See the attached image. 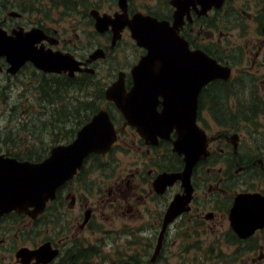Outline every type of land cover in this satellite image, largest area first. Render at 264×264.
I'll use <instances>...</instances> for the list:
<instances>
[{"label": "flooded vegetation", "instance_id": "obj_1", "mask_svg": "<svg viewBox=\"0 0 264 264\" xmlns=\"http://www.w3.org/2000/svg\"><path fill=\"white\" fill-rule=\"evenodd\" d=\"M182 2L179 36L192 51L204 52L225 68L224 72L228 70L231 74L228 80L218 78L211 81L199 94L197 125L207 136L208 154L192 169L188 183L191 193L187 194L182 179L172 185L160 186L165 181L164 174L186 172L185 156L174 151V142L179 138L176 130L170 134L162 132L154 137L151 133L145 137L137 127L126 126V120L118 110L115 112L118 117L108 111L118 130V139L110 152L89 155L73 179L59 188L56 200L50 202L45 213L37 219L15 211L0 216V264H22L17 258L19 250L36 249L45 242H51L53 249H59L60 255L63 254L68 242L64 240L60 246L53 239L32 246L18 245L14 255L12 251L6 253L12 234L21 240L26 239L45 216L54 215L53 206L63 197L72 211L82 207V211L91 212L87 224L76 217L74 230L77 231L78 226V232H97L93 226L94 209L104 213L105 209L111 208L122 219L142 217V203L150 200L154 206L153 210L150 208V214L151 211L158 214L155 213L154 221L144 222L139 229L147 231L145 227H149L159 233L172 202L179 198L183 210L169 223L165 240L173 230L199 234L217 226L219 221L228 222L223 238L231 232L236 235L230 215L238 205L240 212L246 210L247 225H257L254 232L242 240L248 241V252H257V261H264V0H222L220 5L216 0H209L204 6L195 0ZM139 3V0H127L125 11L120 0H0V38L35 32L39 39L38 49L72 55L82 63L83 69L71 77L69 72L46 73L28 62L13 73L7 56H0V170L9 163L7 160L39 164L49 158L52 150L61 144L45 147L29 145L28 142L39 138L34 134L39 129L36 121L44 113L49 115L50 107L58 101L59 90L69 89L71 80L77 77L97 76L103 62L114 56L119 48L124 51L136 46L142 54L136 56L134 62L123 61V55H117L113 60L120 62L121 67L114 72L115 79L106 87L104 95L120 78L125 91L131 92L134 87L132 70L147 51L137 46L128 25L121 30L120 27L137 14L168 21L173 26L178 12L173 0H166L163 7L149 4V10ZM209 5L212 7L204 13ZM108 17L111 19L108 28L101 26V20ZM116 35L120 37L115 42ZM96 52H101L104 57L93 60ZM19 85L23 86L20 90ZM77 88L82 91L79 83ZM23 95L26 100L21 103ZM106 102L115 107L113 102ZM23 108H28L29 112H24ZM163 109V103H159L157 111ZM10 118V124H1ZM15 119L19 122L12 123ZM115 151L125 157L126 151H135L136 159L127 164L120 161L116 171L112 166L99 173L105 178L113 177L114 181L108 189L100 186L99 195H95L90 184L91 172L99 169L101 159H112ZM70 183L71 193L68 192ZM80 190L84 192L79 194ZM91 195L97 197L96 203L94 198L91 200ZM241 195H246V199L237 204ZM255 261L253 258L251 264Z\"/></svg>", "mask_w": 264, "mask_h": 264}, {"label": "water", "instance_id": "obj_2", "mask_svg": "<svg viewBox=\"0 0 264 264\" xmlns=\"http://www.w3.org/2000/svg\"><path fill=\"white\" fill-rule=\"evenodd\" d=\"M126 1L120 0V6L125 11ZM195 1L201 5L209 3V0ZM216 1L219 2L217 5L222 4V0ZM173 5L178 11L173 26L168 21L137 14L120 27L121 30L128 25L137 46L147 53L132 70L134 87L131 92L125 91L124 82L120 78L106 90L105 96L123 114L125 125L137 127L142 136L148 137L147 134L154 133L155 137L162 132L170 134L173 130L177 131L179 138L174 142V151L185 156L186 172L164 174L165 181L160 186L172 185L182 179L187 194H190L188 183L192 169L208 154L207 136L197 125L199 94L211 81L218 78L228 80L231 74L228 70L224 72L225 68L204 52L192 51L189 44L179 36L183 2L173 0ZM211 7L209 5L203 12L206 13ZM110 24L109 17L101 20V26L108 28ZM119 37L116 35L114 41ZM38 40L35 32L0 38V56H7L13 73L28 62L46 73L69 72L71 77L83 70L82 63L72 55L46 53L38 49ZM103 57L101 52H96L92 59ZM160 98H163L162 102ZM159 103L164 105L162 112L157 111ZM117 138L118 130L109 112L103 109L78 131L71 143L55 147L50 157L43 162L36 164L7 160L9 163L0 170V216L15 211L37 219L45 211L47 203L57 198L58 189L73 179L85 159L91 154L110 152ZM245 199L246 195L239 196L237 204ZM179 201L176 198L167 211L152 262H156L161 254L169 223L183 210ZM247 216L246 210L240 212L238 205L230 215L232 229L240 239L247 238L257 228V225H247ZM88 221L89 214L85 216V224ZM59 252L48 242L36 250L22 248L17 252V258L22 264H31L34 260L35 264H49L59 256Z\"/></svg>", "mask_w": 264, "mask_h": 264}, {"label": "rangeland", "instance_id": "obj_3", "mask_svg": "<svg viewBox=\"0 0 264 264\" xmlns=\"http://www.w3.org/2000/svg\"><path fill=\"white\" fill-rule=\"evenodd\" d=\"M165 1L166 0H139V5L149 10V4L163 7ZM141 54L142 51L136 46H131L124 51L122 48H119L114 56H110L103 62L101 66L102 69L97 76L91 77L90 79L77 77L71 83L69 89L64 90L62 93L59 90L57 96L58 101L55 105L50 107L49 115L44 113L36 121V125H39V129H37L34 134L39 135V138L31 139V141L28 142L29 145H43L49 147L55 144H67L72 142L75 138L76 131L84 125V123L80 124L78 122L82 120L84 116H89L91 119V117L102 108H107L118 117L115 113V108L108 105L106 101L100 102L99 100L96 101V99L100 97L104 93L106 87L114 81V72L117 68L121 67L120 62H113L116 56L123 55V61L129 59L134 62L135 57ZM26 75L27 74L22 78H26ZM86 80H89V83L83 86ZM78 83L82 86V91H79L77 88ZM26 86L27 85H25L24 88ZM21 87L23 86L19 85V90ZM84 87H86L85 92ZM29 88H31L30 85ZM45 91H47L46 85ZM61 98L64 99L63 102L65 104H68L72 116L76 114L77 106L80 108V106L88 104L92 105L91 107L93 110L88 111L85 115L81 112L78 119L76 118L68 123L67 121L61 120L58 115L60 107L58 103ZM24 100H26V98L23 95L20 98V102L22 103ZM23 109L24 112H29L28 108ZM22 118L25 119V117ZM11 120L10 118L5 122H1V124H10ZM13 122L18 123L19 120L15 119L12 123ZM40 141H42V143H40ZM135 159V151L132 153L126 151V157L119 153L116 154L115 151L112 159L103 158L100 160L98 164L99 169H93L91 172L93 174L92 176L90 175V184L93 194L99 195L100 192L98 193V189L100 186L104 185L105 188L108 189L114 181L113 177L105 178L104 176H99V173H104V169L112 166L116 171V168L119 167V163H121L120 161H123L122 164H127L133 162ZM68 192L71 193V184L69 185ZM83 192V190H80L79 194ZM95 195L90 196L91 200L94 198V203H96L97 199ZM63 198L58 204L53 206L55 207L52 211L54 215L50 213L52 216H50V214L45 216L44 220L40 221L42 224L40 223L36 229L29 232L26 239L21 240L17 238L15 234H12L9 244L6 246V253L12 251L14 255V251L21 246H32L40 244L48 239H53V241L60 246L63 245L64 240L68 242L66 244V249H64L63 256L65 250L73 249L76 245L84 250H91L92 247H98V253L94 259L90 260V264H216L215 261L218 262V260L214 258L215 254L224 256L228 260L232 257V264H251L253 258L256 260L253 264H264V261H257V252L252 254V252H248L247 248H242L243 253L236 258V254L234 253L237 248L234 245L229 246L226 243V237L224 236L223 238V235L228 229V222L226 221H219L217 226H212L213 228H209L207 232L199 234H184L181 232L179 233L178 230H173L167 234L162 253L157 262L153 263L151 259L157 244L159 232H154L149 227H145L147 231L139 229L143 226L142 224L144 222L151 223L154 221V219H156V214H158L156 211H151L152 214H150V208L152 207V210L154 208L150 200L142 203L143 207L140 208L142 217L137 215L136 217L122 219L119 213L111 208L105 209L104 213L99 209H94L96 213L93 226L97 232H78L80 231L78 226L77 231L74 230L76 217L79 216L80 221H84L86 213L89 214L90 219L91 212L82 211V207L77 208V211H72L69 202L64 201ZM102 215L104 216L102 217ZM67 237H69V239L66 240ZM215 249L216 252L214 251V254L211 255L209 252ZM219 249L222 250L221 254L217 253ZM205 252L208 253L211 260L204 256ZM81 262H85L83 264H89L86 261Z\"/></svg>", "mask_w": 264, "mask_h": 264}, {"label": "trees", "instance_id": "obj_4", "mask_svg": "<svg viewBox=\"0 0 264 264\" xmlns=\"http://www.w3.org/2000/svg\"><path fill=\"white\" fill-rule=\"evenodd\" d=\"M90 78H87V79H90ZM72 82L73 81L71 80V83ZM85 83L88 84L89 80H86ZM60 91H61V93L64 92L62 90H60ZM98 100L100 102L106 101L104 93L96 99V101H98ZM63 101H64V99L61 98L60 102L58 103V105L60 106L59 111H58V115L61 118V120L67 121L68 123H70L72 120H75L76 118L78 119L81 115V112L85 115L88 111L93 110V108L91 107L92 105L85 104L83 106H80V108H78L79 106H77L76 107V114H73V116H72L71 109L69 110L68 104H65ZM89 119H90L89 116H84L82 118V120H80L78 123H80V124L84 123L85 124L89 121ZM247 242L248 241L241 240V239L237 238V236L232 234V232H231V234H228V237L226 238V243L229 246L234 245L237 248L235 250V253H234V254H236V258L239 257L243 253L242 248L248 247ZM214 251L216 252V249L213 250L212 252H209V253L212 255V254H214ZM97 253H98V247H92L91 250H84V249H81L78 245H76L73 249H69V250L67 249L65 251L64 256H62L55 264H83V263H85V262H81V261H86L90 264V260L94 259V257H96V255H97ZM217 253L221 254L222 250L219 249V251ZM204 256L211 260V258L207 252L204 253ZM214 258H216L218 260V262L215 261L216 264H232V257L230 258V260H228L224 256H219L218 254H215Z\"/></svg>", "mask_w": 264, "mask_h": 264}]
</instances>
